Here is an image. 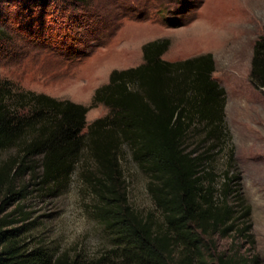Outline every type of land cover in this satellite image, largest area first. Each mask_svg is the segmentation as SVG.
Here are the masks:
<instances>
[{
	"label": "trees",
	"instance_id": "1",
	"mask_svg": "<svg viewBox=\"0 0 264 264\" xmlns=\"http://www.w3.org/2000/svg\"><path fill=\"white\" fill-rule=\"evenodd\" d=\"M129 8L128 17H143ZM171 14L165 24L182 26L176 11ZM49 16L41 7L37 25L26 21L18 27L20 36L58 46L67 60L83 58L84 46L72 35L74 19L63 14L65 25L53 32L46 22ZM169 47L168 39L144 44L142 64L111 71L108 83L94 91L88 106L0 82V154L17 152L0 162V190L10 193L25 169L34 170L26 162L36 156L41 183H62L86 153L95 170L83 177L97 198L95 216L112 246L92 259L43 245L31 247L19 229H7L13 223L6 216L0 219V264H211L204 254L205 239L231 230L235 216L231 199L239 195L228 172L218 184L220 177L208 168L210 150L198 154L188 151L186 143L195 129L201 130L202 142L219 138L225 91L212 77L211 54L168 62L162 56ZM249 80L264 90V31L253 46ZM98 106L105 107L107 115L86 127V114ZM122 147L149 177L148 192L160 220L152 213L141 215L128 204ZM214 262L248 264L225 256Z\"/></svg>",
	"mask_w": 264,
	"mask_h": 264
},
{
	"label": "rangeland",
	"instance_id": "2",
	"mask_svg": "<svg viewBox=\"0 0 264 264\" xmlns=\"http://www.w3.org/2000/svg\"><path fill=\"white\" fill-rule=\"evenodd\" d=\"M41 7L51 14L46 22L53 32L65 25L63 14L74 19L72 35L84 46L83 58L67 60L58 46L20 36L18 27L26 21L37 25ZM129 7L143 17H128ZM172 11L182 26L165 24ZM263 31L264 0H0V82L88 106L111 71L142 64V46L148 42L168 39V53L162 56L168 62L211 54L212 77L225 91L224 124L219 138L207 142L201 130H193L186 148L198 154L210 150L208 168L220 177L218 184L228 172L239 196L231 199V230L206 238L204 254L211 264L221 256L264 264V90L249 80L253 46ZM107 113L103 106L89 110L86 127ZM16 155L14 149L2 152L0 162ZM27 161L34 170L25 169L10 193L0 190V219L9 216L13 223L7 229H19L31 247L89 259L107 253L111 242L95 216L97 198L83 177L95 170L88 155L82 154L66 181L48 185L39 178L40 157ZM120 166L130 207L160 220L148 192L150 179L126 147Z\"/></svg>",
	"mask_w": 264,
	"mask_h": 264
},
{
	"label": "crops",
	"instance_id": "3",
	"mask_svg": "<svg viewBox=\"0 0 264 264\" xmlns=\"http://www.w3.org/2000/svg\"><path fill=\"white\" fill-rule=\"evenodd\" d=\"M166 53H168V52H166Z\"/></svg>",
	"mask_w": 264,
	"mask_h": 264
}]
</instances>
